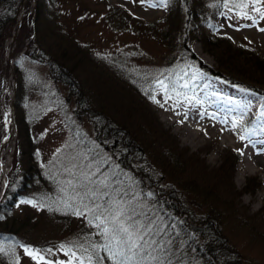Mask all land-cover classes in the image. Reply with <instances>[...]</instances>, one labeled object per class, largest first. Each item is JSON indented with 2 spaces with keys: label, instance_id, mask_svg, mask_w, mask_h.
Instances as JSON below:
<instances>
[{
  "label": "rangeland",
  "instance_id": "rangeland-1",
  "mask_svg": "<svg viewBox=\"0 0 264 264\" xmlns=\"http://www.w3.org/2000/svg\"><path fill=\"white\" fill-rule=\"evenodd\" d=\"M21 2L16 16H24L25 24L13 22L0 32V194L18 163L20 177L31 175L23 199L6 212L8 223L11 219L20 223L12 227L14 231L26 241L50 246L54 250L50 264H67L70 259L72 264H79L80 259L87 264L91 246L105 243L103 226L96 227L94 214L72 198L75 193L67 182L71 180L83 195L80 173L96 172L92 178L107 177L108 191L115 199L127 193L124 200L134 197L138 211L161 224L171 215L158 199L169 203L173 197L168 191L177 189L175 195L193 215L217 218L228 242L225 254L238 257L240 264H264V196L257 197L264 194V130L245 126L252 117L264 125L260 118L264 93L201 70L182 48L192 41V55L215 69H219L215 56L202 46L205 36L216 37L235 57L263 60L264 0ZM38 9L36 34L33 23ZM51 42L75 47L68 64H76L73 74L80 84L51 78L47 60L39 53ZM198 47L209 61L196 52ZM244 60L249 61H234ZM223 73L264 90L259 70L229 68ZM157 81L167 86V95ZM141 96L162 129L176 139L178 151L184 150L168 168L142 151L141 140L140 148L128 154L135 161L132 166L125 167L118 160L120 132L135 133L131 117L143 101ZM11 97L14 131L4 143ZM102 123L109 131L98 137ZM235 155L239 160L229 183L223 169H229ZM146 163L151 164L148 171L137 177L134 172ZM84 203L92 206L91 200ZM76 210L83 214L75 215ZM176 216L190 221L185 212ZM0 234V264H37L3 230ZM69 249L75 258L65 254ZM97 252L103 253L102 248Z\"/></svg>",
  "mask_w": 264,
  "mask_h": 264
},
{
  "label": "trees",
  "instance_id": "trees-1",
  "mask_svg": "<svg viewBox=\"0 0 264 264\" xmlns=\"http://www.w3.org/2000/svg\"><path fill=\"white\" fill-rule=\"evenodd\" d=\"M21 1L22 0H0V32L5 28H8L13 22H15L16 9L20 5ZM51 1L55 3V0ZM39 12L40 9L37 10V15L35 17L36 20L33 23L34 27L35 25H37L34 29L36 34H38L39 31ZM20 22L22 26L25 24L24 16H21ZM153 27H155V25ZM64 37L69 38L66 35H64ZM160 37L164 39V36L162 37L160 35ZM183 39H186V37ZM203 40L204 42H202V46L204 50L215 56V59L219 64V69L207 67L206 65L202 64V62L198 60L194 55H192L189 50V45H191L192 41L182 44V48L184 49L183 51L189 55V60L191 62H194L197 67L201 68L205 72H209L215 76H219L224 80L229 81L230 83L242 85L246 88L249 87L258 93H264V90L262 89L247 85L248 83H244L240 80H234L231 77H227L223 73L229 68H239V70L251 68L253 71L259 70L262 73L264 80V59L261 60L255 56L235 57L232 53H229L227 45L226 48L228 50L225 47H221L220 40H218L216 37L214 40H210V37L205 36ZM183 41L184 40H182V42ZM61 42H51L49 43L50 45H48V47H46L45 49L40 48L39 53L47 60L46 64H48L49 66L51 78L56 82L68 84L70 83V79H72L73 81L75 80L73 70L76 69V64L70 65L68 64V62H70L72 58L70 50L76 49L75 47L71 46L66 47L61 44ZM243 58L248 59L249 61L244 60V63L238 64H236L234 61ZM239 64L243 68L240 67ZM75 82L77 81L75 80ZM77 83L80 84L79 81ZM19 92L20 88H18L16 91L15 100H17L18 98ZM141 101L142 103H140L141 105L139 109H137L136 107L134 115L131 117L135 124V133L133 132L132 134H129L123 129L122 130L125 132H120L121 134H123V137H119L118 144L121 147L122 153L118 160L125 167L132 166L135 161H132V157H130V155L128 154H130L132 150L140 148L139 146L141 140L145 146L142 151L145 154L149 155L151 158L154 157V160L161 161L166 165L165 168H168L172 164L171 161H174L176 159V156H180L184 150L178 151L176 139L172 137V135L168 131H164L162 129L157 118L155 117L153 112L150 111L151 109L142 96ZM94 113L95 112L92 111V114ZM261 125L262 123L255 118H248L245 123L246 128L256 131H259ZM101 127L102 129L100 131L98 130V137L99 133H102L103 136H106L107 132L109 131V127L105 129V127H103V123ZM22 152L23 151H21L20 153V150H18L19 154H22ZM147 155L145 156L146 159L150 163H152ZM162 158L165 159H163L162 161L160 160ZM17 160L19 162V155L17 156ZM238 160L239 156L235 155L232 159L229 169H223V172L228 176L227 181H229V183L231 180V174L233 173V165H235ZM150 163H146V166H144L143 169L142 167L136 169V172H134V174L137 177H142L144 171H148L145 170L146 167L151 166ZM18 170L19 163L15 165V168L12 169L11 172H9V181L4 187L2 196L0 198V220L1 222H4V224L1 225L0 230H3L4 233H6L14 241V243L24 251L26 247L34 251L38 250L39 255L45 257L44 262H52V253L54 250L50 249V246L44 244L38 245L36 243H32L31 241L24 240V238L18 235V233L15 232L12 228L20 226V223L15 224L14 219H11L9 223L7 222L8 216L6 215V212L10 209L11 204H15L18 200L23 199L25 188H27L26 184L28 183V179L31 176L30 173H28L20 177ZM153 183L154 182L152 181L150 182V184ZM224 186L226 187V185ZM146 189L151 194H153V192L148 188ZM175 190L177 189L173 188L167 193L170 198L173 197L171 201H169V203L164 202L163 199H158L163 208H165L171 215L165 217V219L163 220V224L156 221V223L163 229V231H161L154 238L158 242H160L161 246L164 248L163 252L158 251V254L162 257L164 264H240V262H238V257L234 258L232 255L224 253L227 251L226 248L228 242L225 236L222 235L220 226H218L216 223L217 218L211 215H209L208 217L205 216L203 218L196 217L184 205L182 198H180V196L178 195H175ZM245 190L247 189L244 188V191ZM180 212L187 213L190 221L186 220L185 217L181 218L179 216H176L177 213L179 214ZM209 217L213 220H207ZM214 221L215 224L213 223ZM102 252L103 253H98L100 257H105V259H103L101 262H103V264H112V261L106 258L107 253L103 251V249ZM90 253L92 254L93 251H91ZM151 264H158V262L152 261Z\"/></svg>",
  "mask_w": 264,
  "mask_h": 264
},
{
  "label": "snow or ice",
  "instance_id": "snow-or-ice-1",
  "mask_svg": "<svg viewBox=\"0 0 264 264\" xmlns=\"http://www.w3.org/2000/svg\"><path fill=\"white\" fill-rule=\"evenodd\" d=\"M182 78V77H181ZM192 79H196L193 75ZM161 88L164 89L167 95V86L163 81H157ZM187 87V84L184 85ZM154 102L159 103L152 98ZM199 103V101H197ZM162 106V105H161ZM260 118H264V110L260 112ZM235 126V122H234ZM264 130V125L261 126ZM241 139H244L242 136ZM76 165L73 164L72 168ZM90 167V166H89ZM71 172V168L66 169ZM99 171V167H97ZM82 181H79V186L83 189V195L76 191V186L69 180L67 183L72 186L75 195L73 199H79L83 208L94 214V219L98 221L96 227L101 228L105 243L103 245H92L93 253L86 257L87 264H101L105 257L98 255L97 249L102 248L107 253V259L112 261V264H151L152 261H157L158 264H164L162 257L158 254L163 252L164 248L154 237L163 229L156 221L147 215V213L139 212V205H133L132 199L124 200V196L120 195L119 199H115L108 191L109 182L107 177L104 179H93L96 172H81ZM119 194V190H115ZM107 196L108 199L103 204L97 201L103 200ZM88 199L92 201V206L89 207L84 201ZM75 215H82L83 212L76 210ZM62 249L64 245L60 246ZM50 251V250H49ZM87 251V249H84ZM25 253L32 257L33 260L40 264L45 261V257L39 255L38 250L34 251L25 248ZM71 254L75 258V253L71 250L66 251V255ZM50 264V262H46ZM56 264H65L63 261H58ZM67 264H72L70 259ZM79 264H84V259L79 260Z\"/></svg>",
  "mask_w": 264,
  "mask_h": 264
},
{
  "label": "bare ground",
  "instance_id": "bare-ground-1",
  "mask_svg": "<svg viewBox=\"0 0 264 264\" xmlns=\"http://www.w3.org/2000/svg\"><path fill=\"white\" fill-rule=\"evenodd\" d=\"M196 52L201 56L202 59H204V60H206V61H209L208 58L206 57V55H204V54L201 52V49H200L199 47L196 49ZM251 103H253V101H252ZM250 107H251V106H250ZM168 121H169V120H168ZM4 127H5V130L7 131V134H8V136H7V137L5 138V140H4V143H5V142H7V138H9V137L11 136V134H12V130H13V125H12L11 117L9 118V121H8V122L6 121ZM14 127H15V126H14ZM13 131H14V130H13ZM1 154H2V151L0 152V157H1ZM0 163H1V162H0ZM239 170H240V169H239ZM240 171H241V170H240ZM239 174H240V173H239ZM262 196H264L263 193H259V194L257 195L258 198H261Z\"/></svg>",
  "mask_w": 264,
  "mask_h": 264
},
{
  "label": "water",
  "instance_id": "water-1",
  "mask_svg": "<svg viewBox=\"0 0 264 264\" xmlns=\"http://www.w3.org/2000/svg\"><path fill=\"white\" fill-rule=\"evenodd\" d=\"M13 37H14V33L11 35V40L10 41L13 40ZM12 112H13V99L11 98V100H10V113H11V115H12Z\"/></svg>",
  "mask_w": 264,
  "mask_h": 264
}]
</instances>
